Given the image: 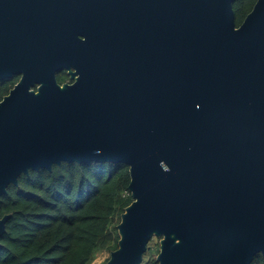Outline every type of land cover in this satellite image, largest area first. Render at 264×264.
Returning a JSON list of instances; mask_svg holds the SVG:
<instances>
[{
    "label": "water",
    "instance_id": "obj_1",
    "mask_svg": "<svg viewBox=\"0 0 264 264\" xmlns=\"http://www.w3.org/2000/svg\"><path fill=\"white\" fill-rule=\"evenodd\" d=\"M9 1L37 19L0 24V84L21 75L0 201L31 170L123 162L133 202L106 264H143L154 237L159 264L264 256V0L239 26L235 0Z\"/></svg>",
    "mask_w": 264,
    "mask_h": 264
},
{
    "label": "trees",
    "instance_id": "obj_2",
    "mask_svg": "<svg viewBox=\"0 0 264 264\" xmlns=\"http://www.w3.org/2000/svg\"><path fill=\"white\" fill-rule=\"evenodd\" d=\"M257 1L235 0L237 26ZM17 80L0 84V102ZM130 183L129 165L113 161L63 162L22 175L0 201V217L9 215L0 264H92L100 252L116 250L118 224L133 202ZM159 251L160 244L150 246L143 264H159ZM253 264H264V256Z\"/></svg>",
    "mask_w": 264,
    "mask_h": 264
},
{
    "label": "flooded vegetation",
    "instance_id": "obj_3",
    "mask_svg": "<svg viewBox=\"0 0 264 264\" xmlns=\"http://www.w3.org/2000/svg\"><path fill=\"white\" fill-rule=\"evenodd\" d=\"M13 3L9 0H0V7H3L4 11L0 13V24L9 25L11 21H16L17 25L25 26L29 24H34L33 20H36V16L22 9H11L10 4ZM71 67H62L55 71L57 81L63 84H73L75 80L72 78L71 74L76 70L74 64L70 65ZM11 78H18L15 85L20 81L21 75H14ZM14 85V86H15ZM12 89V88H11ZM10 89V90H11ZM9 90V92H10Z\"/></svg>",
    "mask_w": 264,
    "mask_h": 264
},
{
    "label": "rangeland",
    "instance_id": "obj_4",
    "mask_svg": "<svg viewBox=\"0 0 264 264\" xmlns=\"http://www.w3.org/2000/svg\"><path fill=\"white\" fill-rule=\"evenodd\" d=\"M160 242H161V237H154L152 241L149 243V247L156 246L157 244H160ZM110 256L111 253L107 251L100 252L92 264H105L107 263V260L110 258Z\"/></svg>",
    "mask_w": 264,
    "mask_h": 264
}]
</instances>
